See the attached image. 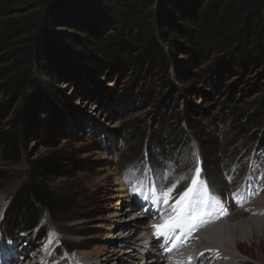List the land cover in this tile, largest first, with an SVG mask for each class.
Wrapping results in <instances>:
<instances>
[{
  "label": "rangeland",
  "instance_id": "obj_1",
  "mask_svg": "<svg viewBox=\"0 0 264 264\" xmlns=\"http://www.w3.org/2000/svg\"><path fill=\"white\" fill-rule=\"evenodd\" d=\"M45 1L0 0L13 8L11 19L21 18L28 9L26 5L37 7ZM184 47L192 45L183 43L174 55L168 54L164 68L155 65L148 70L145 62L136 66L138 52L129 49L120 63L112 56L79 52L72 61L56 68L53 80L31 73L48 101L39 100L43 109L35 124L28 122L26 110L23 113L28 133L21 137L25 146H21L19 158H6L0 151V250L8 247L12 238L33 248L49 236L55 240L61 237L62 245L55 250L47 248L45 255L51 254L48 264H62L72 251L81 254L103 248L121 227L126 231L123 224L115 223L120 213L113 190L116 182L137 202L169 188L174 189L170 198L177 197L187 190L197 167L203 180L211 183V190L220 195L227 181L234 184L233 190L239 195H246L258 181L264 182V114L260 113L264 67L251 62L236 64L216 52L200 53V48H195L194 54ZM11 51H0V72L4 73L11 63L16 67L15 75L29 70ZM13 76H0V131L9 128L23 103L18 97L8 104L9 95L3 86ZM179 133L188 138L180 149L170 144ZM159 136L167 138L169 145L157 164L151 165L156 176L142 170V165L134 169L138 174L129 176L130 163L136 159L129 147L141 148V153L146 151L149 156ZM212 138L219 148L206 156L199 145ZM159 145L157 150L162 151ZM59 152L63 155L61 165L46 171L44 182L65 202L66 213L42 219L43 238L33 231L2 235L9 196L30 172L33 162ZM199 185H204L201 178ZM127 208L128 204L121 210ZM129 216L124 218L126 222ZM239 219L245 218L218 227L229 231ZM263 228L259 238L236 249L235 255L243 264H264ZM141 236L133 243L139 245L136 240ZM119 250L128 251V245ZM150 259L152 256L141 262ZM222 259L225 264H240L229 263L228 257Z\"/></svg>",
  "mask_w": 264,
  "mask_h": 264
},
{
  "label": "trees",
  "instance_id": "obj_2",
  "mask_svg": "<svg viewBox=\"0 0 264 264\" xmlns=\"http://www.w3.org/2000/svg\"><path fill=\"white\" fill-rule=\"evenodd\" d=\"M26 7L21 18L11 19L13 8L0 2V51L11 49L19 64L29 68L15 75L16 67L11 63L0 72V76L14 74L3 86L8 104L18 97L23 100L9 128L0 131V151L12 160L19 158L20 148L25 146L21 137L28 129L23 113L26 110L28 122L35 124L43 109L39 100L48 101L31 73L53 80L56 68L79 52L112 56L120 63L122 55L133 49L138 52L136 66L145 62L149 70L155 65L164 68L167 55H174L185 43L193 48L184 49L194 54L195 48H200V53L216 52L236 64L251 62L264 67V0H47L37 7ZM260 113L264 114V103ZM187 141L179 133L170 144L180 149ZM159 144L162 151L157 150ZM200 144L206 156L219 148L215 138ZM154 145L149 156L146 151L141 153V148L129 147L136 158L130 163L129 176L138 174L134 169L139 165L156 176L152 166L164 155L169 142L159 136ZM62 158L60 152L52 153L31 164L30 172L8 198L2 235L33 231L43 238L42 219L66 213L65 202L44 182V173L61 165ZM204 182L212 189L210 182Z\"/></svg>",
  "mask_w": 264,
  "mask_h": 264
},
{
  "label": "bare ground",
  "instance_id": "obj_3",
  "mask_svg": "<svg viewBox=\"0 0 264 264\" xmlns=\"http://www.w3.org/2000/svg\"><path fill=\"white\" fill-rule=\"evenodd\" d=\"M191 176L193 178L194 175L191 174ZM199 178H201L204 185L203 187L199 185L193 193V199L199 200L206 193L210 204L205 211L219 212L226 209L228 215H222L218 219L215 216L211 218L205 217L207 221L205 224L192 232L190 236H183L179 240H166L164 237L158 238L154 234L155 229L153 226L163 225L167 218L173 215V206L176 205L180 196L186 190L177 197L170 198L167 204L163 202L162 193L164 192L155 193L148 200L137 202L120 182H116V187L113 190L115 191L116 205L119 206L117 207L120 213L115 216V223L123 224L126 231L122 230L123 228L121 227L117 233L108 238L109 241L105 245L106 247L85 251L81 254L73 253L72 251L61 263L107 264L108 261H111L112 264L123 262L142 264L141 261L148 256H152V259L145 264H225L223 257H228L229 263L238 262L243 264L242 261L238 260L239 257L235 255L236 249H238L240 244L251 243L252 238H259L258 236L262 230L260 228L264 226V182L258 181L246 195H239L237 191L233 190L234 184L228 185L232 182L227 181L224 183L223 191L226 197L222 198L223 194L220 195L217 190L212 191L208 188L203 178L201 176ZM190 186L191 182L186 188ZM136 203H143V205L137 208ZM127 204L128 208L124 211L121 210ZM220 205L223 206L222 209ZM144 206H147V209L143 217L140 216V212ZM127 216L131 217L128 222L124 219ZM239 217H244L249 219V221L239 219L240 221L233 224L229 231L218 227ZM152 221H156V224L152 223ZM244 232H248V236H245ZM139 234L142 236L136 240V242H141L138 245L135 242L133 243V239L137 238ZM173 235L179 236V232L177 231ZM209 241L215 245L208 244ZM62 243L61 237L55 240L52 236H49L41 243L43 247L40 251L38 250L39 252H36L37 249L32 248L29 254L25 251L17 252L21 245L27 246V243L15 241L12 238L10 245L0 250V264H32L30 263L32 261L30 257L34 253L36 254L33 264H48L49 258L45 255L47 248L50 247L55 250ZM127 245L128 251L119 250V247ZM54 253L56 252L54 251Z\"/></svg>",
  "mask_w": 264,
  "mask_h": 264
},
{
  "label": "snow or ice",
  "instance_id": "obj_4",
  "mask_svg": "<svg viewBox=\"0 0 264 264\" xmlns=\"http://www.w3.org/2000/svg\"><path fill=\"white\" fill-rule=\"evenodd\" d=\"M199 176L200 168L197 167L191 180V186L187 188L180 196L176 205L173 206V215L168 217L163 225L153 226L155 229L154 234L158 238L164 237L166 240H179L183 236H190L192 232L205 224L207 222L205 217L211 218L215 216L218 219L222 215H228L226 209L219 212L205 211L210 204L206 193L199 200L193 199V193L199 187ZM173 190V188H169L166 192L162 193L165 204L169 202ZM220 208L222 209L223 206L220 205ZM177 231L179 232V236L173 235Z\"/></svg>",
  "mask_w": 264,
  "mask_h": 264
}]
</instances>
